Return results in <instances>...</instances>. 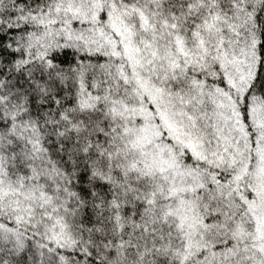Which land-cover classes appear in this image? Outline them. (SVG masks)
<instances>
[{"label": "snow or ice", "instance_id": "1", "mask_svg": "<svg viewBox=\"0 0 264 264\" xmlns=\"http://www.w3.org/2000/svg\"><path fill=\"white\" fill-rule=\"evenodd\" d=\"M0 264H264V0H0Z\"/></svg>", "mask_w": 264, "mask_h": 264}]
</instances>
